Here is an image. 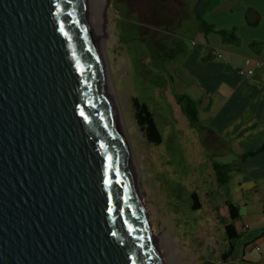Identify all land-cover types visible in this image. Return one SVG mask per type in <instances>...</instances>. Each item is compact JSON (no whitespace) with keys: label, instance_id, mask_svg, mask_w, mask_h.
<instances>
[{"label":"water","instance_id":"95a60500","mask_svg":"<svg viewBox=\"0 0 264 264\" xmlns=\"http://www.w3.org/2000/svg\"><path fill=\"white\" fill-rule=\"evenodd\" d=\"M110 1L96 21L90 0H0V264H164L105 58Z\"/></svg>","mask_w":264,"mask_h":264},{"label":"rangeland","instance_id":"374dc122","mask_svg":"<svg viewBox=\"0 0 264 264\" xmlns=\"http://www.w3.org/2000/svg\"><path fill=\"white\" fill-rule=\"evenodd\" d=\"M150 1H154L153 4ZM169 1L111 0L104 41L105 58L137 167V186L144 195L142 200L149 214L148 221L153 235L161 233L162 247L166 249L163 263L223 264L220 254L227 246L223 223L229 216L225 202L227 197L239 201V175L234 173L227 186H217L199 133L190 126L175 101L173 93L193 95L186 90L185 59L193 49L192 42L204 44L207 36L199 30L195 18L183 21L176 29L177 16L166 15L170 10L167 6L175 3ZM228 2L225 5L230 4ZM206 20L210 23L208 16ZM175 44L181 51L174 54L170 49ZM134 97L147 102L154 112L163 135L160 145L150 144L139 130L132 104ZM218 159L230 162L233 156ZM193 192L201 206L198 210L192 209ZM242 216L250 228L242 231L235 241L236 262L263 264L264 243L260 244L261 254L255 251L254 245V236L264 228L262 207L249 200ZM237 226L241 230V222L238 221ZM248 242L254 250L249 247L245 253Z\"/></svg>","mask_w":264,"mask_h":264},{"label":"crops","instance_id":"0c3cea01","mask_svg":"<svg viewBox=\"0 0 264 264\" xmlns=\"http://www.w3.org/2000/svg\"><path fill=\"white\" fill-rule=\"evenodd\" d=\"M226 2L230 4L225 5ZM250 8L261 17L257 26H250L246 21V12ZM207 16L218 30L236 28L240 38L239 45L224 44L217 33H211L204 44L194 40L193 49L185 59L186 90L201 102L199 124L192 127L198 131L212 166L213 161L233 163L240 155L264 145V47L261 53L251 48L253 42H264V0H220L216 9ZM252 19L254 21L255 17ZM215 51H220L222 57H216ZM211 52L213 57L208 59ZM247 59L263 62V66L256 68L251 77L237 73V69L245 67ZM227 155H232L233 160L218 161V158ZM234 173L239 175L241 196L239 201L230 198L240 207L241 230L237 223L236 226L243 234L245 229L250 228L242 216L243 207L248 208L249 200L260 205L264 213V152L242 162L240 170L232 172L230 181ZM261 230L254 236L255 251L257 245L264 243V228ZM249 247L254 250L248 242L245 253Z\"/></svg>","mask_w":264,"mask_h":264},{"label":"trees","instance_id":"16d2710c","mask_svg":"<svg viewBox=\"0 0 264 264\" xmlns=\"http://www.w3.org/2000/svg\"><path fill=\"white\" fill-rule=\"evenodd\" d=\"M205 3V7L202 8L200 5L196 10V20L199 23V30L204 32L207 37L211 33H217L224 44L239 45L240 38L237 35L236 28H232L231 30H217L213 24L206 20L207 14L216 9L220 3V0H209ZM252 16L255 17L254 21L252 19L254 17ZM260 18L261 17L258 12L253 8L247 10L246 21L250 26H257L259 24ZM263 47L264 42H253L251 44V48L257 53H261ZM170 50H172V53L175 54L179 53L181 48L175 44ZM212 57L213 53L211 52L208 59H211ZM173 96L176 103L180 106L182 114L187 118L190 126L199 124V107L201 102L193 99L190 95L185 93H173ZM132 104L139 130L150 144L160 145L163 142V135L157 125L154 112L152 111L150 105L147 102L141 101L138 97L133 98ZM262 152H264V145L256 150L240 155L233 163H219L213 161L212 169L215 174L217 186L219 188L225 187L231 179L232 172L240 170V165L242 162H244L247 158L256 156ZM192 197L195 200V204L192 206V209H200L201 206L197 202L198 197L194 192L192 193ZM225 203L229 210L228 219H226L223 223L227 239V246L220 254V257L223 264H237V243L235 241L238 240L242 235L236 226V223L241 219L240 207L229 197L226 198Z\"/></svg>","mask_w":264,"mask_h":264},{"label":"flooded vegetation","instance_id":"af4514ba","mask_svg":"<svg viewBox=\"0 0 264 264\" xmlns=\"http://www.w3.org/2000/svg\"><path fill=\"white\" fill-rule=\"evenodd\" d=\"M166 1L167 0H165V2ZM172 1H175V3ZM207 1L209 0H193L192 3H190V0H170L169 2H172V4H169V6H167V9L169 8L170 10L167 13L166 12L165 13L166 15L168 13H172L175 14V16H177L176 17L178 19L176 24V29H177L178 25H182L183 21L192 18L196 19V10L199 8L200 5L202 8L205 7L206 5L205 2ZM150 2L151 4H153L154 1H150ZM163 6L164 8H166L165 5ZM156 10H158V7H156Z\"/></svg>","mask_w":264,"mask_h":264},{"label":"built area","instance_id":"2783aa9c","mask_svg":"<svg viewBox=\"0 0 264 264\" xmlns=\"http://www.w3.org/2000/svg\"><path fill=\"white\" fill-rule=\"evenodd\" d=\"M214 54H215L216 57H219V58L222 57V53L220 51H215ZM262 66H263V62L260 61V60L247 59L245 61V67L237 69V73L240 74L241 76L251 77V76H253L255 74L256 68H260ZM262 239H263V242H264V237ZM256 251L258 253L261 252L260 245L256 246Z\"/></svg>","mask_w":264,"mask_h":264},{"label":"bare ground","instance_id":"6f19581e","mask_svg":"<svg viewBox=\"0 0 264 264\" xmlns=\"http://www.w3.org/2000/svg\"><path fill=\"white\" fill-rule=\"evenodd\" d=\"M90 4H91V9H92V13H93L94 19L96 21H100L101 18H102V9H101V6L104 5V4L102 2H99V1H96V0H90ZM116 100H117V103H118L117 97H116ZM118 107H119V105H118ZM119 110H120V108H119ZM120 114H121V112H120ZM121 118H122V115H121ZM122 122H123V119H122ZM123 126H124V123H123ZM124 128H125V132H126V127L124 126ZM139 194H140V192H139ZM142 203H143V200H142ZM164 250H166V249L165 248H162L161 252L163 253Z\"/></svg>","mask_w":264,"mask_h":264}]
</instances>
